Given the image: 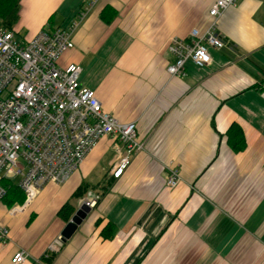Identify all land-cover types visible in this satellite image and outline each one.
I'll return each instance as SVG.
<instances>
[{"label": "crops", "instance_id": "obj_1", "mask_svg": "<svg viewBox=\"0 0 264 264\" xmlns=\"http://www.w3.org/2000/svg\"><path fill=\"white\" fill-rule=\"evenodd\" d=\"M215 1L92 5L59 64L80 65V82L119 121L136 122L145 147L113 178L115 139L104 136L65 183L45 185L26 210L12 214L22 202L2 201L10 238L0 240V264H14L21 249L28 256L20 264H35L67 224L61 206L82 183L108 178L107 192L84 196L97 204L50 264H264V0H236L221 13L217 31L228 43L208 46L209 65L189 60L185 75L167 72L171 39L206 31ZM90 2L20 0L24 40L67 25ZM170 168L180 174L174 188L166 185ZM85 199L73 201L76 210ZM108 223L110 239L102 234Z\"/></svg>", "mask_w": 264, "mask_h": 264}, {"label": "built area", "instance_id": "obj_2", "mask_svg": "<svg viewBox=\"0 0 264 264\" xmlns=\"http://www.w3.org/2000/svg\"><path fill=\"white\" fill-rule=\"evenodd\" d=\"M96 1L91 0L67 25L44 28L28 40H18L15 30L0 22V203L6 195V179H19L25 194L12 214L26 210L48 183H65L104 136L115 139L109 171L113 178L122 176L132 157L145 147L136 122L119 121L104 109L95 91L80 82V65L59 64L63 53L74 47L73 34ZM235 2L216 0L206 31L195 28L189 39H171L169 50L175 59L167 66L170 76L185 75L189 60L198 67L209 65L208 46L227 45L217 31V21ZM179 182V171L170 168L166 185L174 188ZM84 202L93 208L97 198ZM9 238V228L0 223V240ZM63 243L59 235L49 249L57 252ZM27 256L21 249L12 261L20 264ZM35 264L43 262L38 259Z\"/></svg>", "mask_w": 264, "mask_h": 264}, {"label": "trees", "instance_id": "obj_3", "mask_svg": "<svg viewBox=\"0 0 264 264\" xmlns=\"http://www.w3.org/2000/svg\"><path fill=\"white\" fill-rule=\"evenodd\" d=\"M20 0H0V22L4 27L10 30H14L15 25L19 21L20 17ZM51 24V23H50ZM233 129L237 128L233 126L230 130L232 133ZM239 134V133H238ZM231 140V139H230ZM113 183V178H108L104 182L98 184H90L87 182L82 183L72 194L71 199L64 203L58 211L59 217L64 221L68 222L72 215L76 211V207L73 205L74 200L83 198L85 194L91 192V190L96 191V194L100 197L111 187ZM4 185L7 188L6 195L3 201L8 202L9 205H13L15 202H23L25 199V194L22 189L18 186L15 180L6 179L4 180ZM99 200V199H98ZM115 230L113 225L108 223L106 227L102 230L104 237L110 239L115 235ZM57 252L48 249L46 253L39 259L48 264L52 263L56 257Z\"/></svg>", "mask_w": 264, "mask_h": 264}, {"label": "water", "instance_id": "obj_4", "mask_svg": "<svg viewBox=\"0 0 264 264\" xmlns=\"http://www.w3.org/2000/svg\"><path fill=\"white\" fill-rule=\"evenodd\" d=\"M90 212V206L84 202L82 203L75 213L72 215L70 220L67 222L66 226L64 227L61 236L63 242L70 239V237L74 234L77 230L78 226L82 223L83 219L87 216Z\"/></svg>", "mask_w": 264, "mask_h": 264}, {"label": "rangeland", "instance_id": "obj_5", "mask_svg": "<svg viewBox=\"0 0 264 264\" xmlns=\"http://www.w3.org/2000/svg\"><path fill=\"white\" fill-rule=\"evenodd\" d=\"M68 15L69 17L68 18H70V17H72V14H73V11H66V13H61V14H56L55 15V24H57V23H59L61 20H62V18H64V16L65 15ZM19 22V21H18ZM18 22H17V24L15 25V27H14V30H15V32H16V38L18 39V40H22V39H24V37L26 36V32L27 31H25L24 29H19V24H18ZM32 38V37H31ZM111 168V167H110ZM109 171H110V169H109ZM110 173V172H109ZM19 179H15V182H17ZM91 194H92V196L94 195V194H96V191H94V190H91V192H90ZM85 196H87V197H89V196H91L90 194H85ZM98 196V195H97ZM84 199H85V197H83ZM82 198V199H83ZM61 248H62V246H61ZM61 248L59 249V250H57V253L61 250Z\"/></svg>", "mask_w": 264, "mask_h": 264}]
</instances>
